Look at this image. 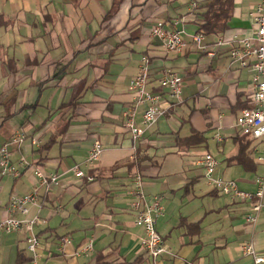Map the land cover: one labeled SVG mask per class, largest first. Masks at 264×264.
Returning a JSON list of instances; mask_svg holds the SVG:
<instances>
[{
  "label": "crops",
  "instance_id": "obj_1",
  "mask_svg": "<svg viewBox=\"0 0 264 264\" xmlns=\"http://www.w3.org/2000/svg\"><path fill=\"white\" fill-rule=\"evenodd\" d=\"M191 1L0 0V145L24 131L25 140L10 148L11 160L24 157L58 175L56 185L39 188L40 206L27 215L38 216L33 232L39 264H153L130 209L136 172L145 194L162 197L156 228L165 245L163 264H253L240 249L248 241L264 253V193L256 222L248 223V202L213 189L199 164L205 152L213 154L215 176L234 179L251 193L254 178L264 173L253 153L261 150L258 139L245 136L254 167L234 160L242 136L235 117L251 105L249 72L230 62L235 42L213 55L197 49L191 36L198 12ZM258 2L232 0L225 30L204 35L205 44L210 47L219 34L252 35ZM158 22L183 30L179 51H168L151 33ZM143 55L148 85L160 95L164 112L133 141L123 122L128 110L138 120L144 107L135 104L129 85ZM167 68L182 76L180 100L159 84ZM194 133L204 141L189 140ZM94 141L103 152L86 165ZM76 166L93 179L78 177ZM35 186L29 169L18 177L0 175V221L8 214L9 195ZM26 237L23 230L0 232V264H32ZM88 240L92 250L75 254Z\"/></svg>",
  "mask_w": 264,
  "mask_h": 264
},
{
  "label": "built area",
  "instance_id": "obj_2",
  "mask_svg": "<svg viewBox=\"0 0 264 264\" xmlns=\"http://www.w3.org/2000/svg\"><path fill=\"white\" fill-rule=\"evenodd\" d=\"M191 8L195 7V0L191 1ZM251 21L253 24V34L250 36L237 37L233 34L225 37L219 34L215 37L213 44L208 47L204 42V34L194 33L191 38L197 49L213 55L215 50L229 42H235L230 47V62L239 68L248 70L251 78V105L240 110L235 117V126L242 136H248L252 139L261 141L260 152L256 149L253 153L255 159L264 167V0H259L255 9L251 12ZM151 33L158 37L163 46L168 51H179L185 44L183 39V30L178 27L166 29L160 22L154 24ZM149 60L143 55L138 66V72L131 78L130 87L134 91L135 104L143 103L144 107L136 119L134 110H128L124 116V126L130 131L133 141H137L142 134L152 124L157 122L163 115L164 109L160 105V95L151 90L148 85ZM182 76L171 68L165 69L159 78V84L165 92L177 100H180ZM218 138V136H216ZM26 138L24 131L13 133L5 142L0 145V175L18 177L23 171L30 170L37 178V186L25 194L11 193L8 198L6 210L7 215L0 221V232L12 234L20 231H26L27 249L32 254V264H39L37 261L38 237L33 232V225L37 222L38 216L34 214L28 217L32 206L39 207V188H46L56 185L58 182L57 174H45L40 168L30 164L24 157H20L16 162L10 158V148L20 145ZM31 141L36 143L35 139ZM103 149L98 141H94L89 149L85 164L92 165L101 156ZM199 164L203 170V176L210 182V185L216 191L229 195L233 199L247 201L250 210L245 215V221L255 223L262 207V197L264 193V173L254 178L256 189L253 193L243 191L238 188L234 179H226L215 176V169L218 165L216 157L205 152L199 159ZM76 175L80 178L86 177L92 180L93 177L86 175L83 170L76 166L73 167ZM131 184L133 186L134 199L131 202L130 209L134 214V224L142 230L139 238L143 252L152 258L153 264H163L161 256L165 250L164 241L156 228L157 219L164 214L162 197L158 194L147 195L143 191V179L141 174L136 172L132 176ZM16 213L23 217L18 218ZM92 241L88 240L78 247L75 254H87L92 250ZM244 255L250 256L253 264H264V253L258 252L253 242L248 241L240 245Z\"/></svg>",
  "mask_w": 264,
  "mask_h": 264
},
{
  "label": "trees",
  "instance_id": "obj_3",
  "mask_svg": "<svg viewBox=\"0 0 264 264\" xmlns=\"http://www.w3.org/2000/svg\"><path fill=\"white\" fill-rule=\"evenodd\" d=\"M231 1L232 0H201L199 4H196L195 1L194 9L198 12L196 13L198 17L197 32L209 35L211 33H216L217 31L225 30ZM215 21L220 22V24L217 25ZM194 136L199 137L198 143L204 141L201 134L195 133L190 136L189 140H192ZM249 140L250 139L245 136H240V138L236 139L239 143V152L234 160L240 163L244 168L254 167L250 158Z\"/></svg>",
  "mask_w": 264,
  "mask_h": 264
}]
</instances>
